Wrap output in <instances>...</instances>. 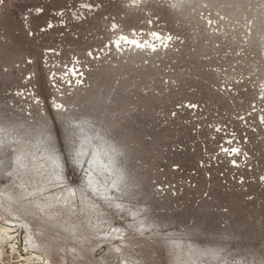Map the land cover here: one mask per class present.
Here are the masks:
<instances>
[{
    "label": "rangeland",
    "instance_id": "1",
    "mask_svg": "<svg viewBox=\"0 0 264 264\" xmlns=\"http://www.w3.org/2000/svg\"><path fill=\"white\" fill-rule=\"evenodd\" d=\"M0 4V264H264V0ZM166 55L219 72L250 184L198 170L209 153L165 104L191 68ZM186 172L197 187L173 199Z\"/></svg>",
    "mask_w": 264,
    "mask_h": 264
},
{
    "label": "built area",
    "instance_id": "2",
    "mask_svg": "<svg viewBox=\"0 0 264 264\" xmlns=\"http://www.w3.org/2000/svg\"><path fill=\"white\" fill-rule=\"evenodd\" d=\"M0 28V45H2L8 43V41L6 38L5 29L2 27ZM170 33L171 32H167L165 36L169 35ZM163 40L164 39L162 38L161 42H163ZM165 52L166 51L162 52L160 56H165ZM147 56L149 57L151 55ZM166 56H169L166 57V60L170 59L171 61V59H174L175 63H172V66H175L176 64H185V68L187 66L191 68V70L187 69V71L185 72V74L187 75H185L184 82L180 84L179 82L176 83L177 86L180 85L185 88V90L181 91L177 88V90L173 92V95L171 96V101L165 100V104L170 105L173 109V113L169 118V121L172 122V129H176L181 132L185 131L187 132L186 135H188L189 137H197L198 139H201L204 153H209V155L207 156L209 158L208 163L205 164L203 162H200L199 167H197L198 170L203 169V171H208L209 179L217 178L224 183L225 187L234 184L237 185V187L242 188L245 185L250 184L251 182L248 178L245 179L244 175L249 174L248 170L252 171L253 166H251V164L249 163V161L251 162L252 157L247 158L244 156V154L248 156V152H251L252 148L246 146V140L244 139V136H247V133L245 127H243L242 123L238 122L235 118L229 117L230 112H233L235 109V106L233 104H227L225 106V95H229V91L219 90L218 88H216L217 85H214L212 83L215 75H218L219 72H216L211 68H202L201 65L198 66L200 73L197 72V70L195 69V62H197L198 64V60H201L198 55L197 60L195 59L194 55ZM32 63L33 62L28 59V65H17L16 69L17 71L23 73V69H28L29 65L32 66ZM65 64H67V62H65ZM143 65L150 66L148 60H146V62H143ZM156 65L160 68H167V66L162 65L160 61H158V64ZM74 69L75 68L73 67V70ZM79 69L80 71L78 70V72H83L81 68ZM171 70L173 72L177 69L172 68ZM79 74L77 75V77L70 75V82L72 80L75 83L77 81L79 82V77L82 78L84 73H81L80 75ZM200 75L203 77H201ZM22 76L24 77L23 74ZM72 76L73 79L71 78ZM35 77L36 76L34 72H28L26 78L24 79L25 83L31 82ZM57 78L60 79V77ZM168 81L169 80H167V82ZM71 87H73V85H71ZM25 88L27 89L26 92L29 93L28 96L31 95V91H33L31 92L32 95H35L33 86L28 85L25 86ZM191 93L193 94L192 96H190ZM20 94H25L23 89L22 92L14 91V94L10 93V96L13 97ZM204 94L205 97H208L212 94L217 95L219 99L210 101L203 98L202 95ZM245 94L249 95L251 94V91L246 90ZM221 102H223V105L221 104ZM12 105L13 104H10V106ZM236 108H241V106H237ZM180 114L182 115L181 117ZM244 125H246V123H244ZM233 135L237 136V142L235 139L231 138L233 137ZM238 146L240 147L239 150ZM182 150H184V148L181 147L179 150L175 151ZM218 157L222 160L220 163H217ZM180 170V167H175L174 171L178 172ZM188 172H186L183 178L177 179L176 181H171V184L164 189L172 193L173 199L183 196L187 188L191 187L194 191L195 187H197L195 183V177L197 176V173ZM178 180H181L183 182H181V185H183V187H179L180 184ZM159 191H161L160 188ZM207 197L208 195L204 198ZM198 201L201 202L202 199H199Z\"/></svg>",
    "mask_w": 264,
    "mask_h": 264
},
{
    "label": "bare ground",
    "instance_id": "3",
    "mask_svg": "<svg viewBox=\"0 0 264 264\" xmlns=\"http://www.w3.org/2000/svg\"><path fill=\"white\" fill-rule=\"evenodd\" d=\"M126 40L129 41L130 43H136L141 48L140 43L136 42V40H131V39H128V38H126Z\"/></svg>",
    "mask_w": 264,
    "mask_h": 264
}]
</instances>
